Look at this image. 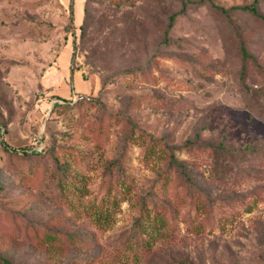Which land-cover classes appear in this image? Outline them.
<instances>
[{
    "label": "rangeland",
    "instance_id": "1",
    "mask_svg": "<svg viewBox=\"0 0 264 264\" xmlns=\"http://www.w3.org/2000/svg\"><path fill=\"white\" fill-rule=\"evenodd\" d=\"M252 2L0 0V255L264 264V0L213 6Z\"/></svg>",
    "mask_w": 264,
    "mask_h": 264
},
{
    "label": "trees",
    "instance_id": "2",
    "mask_svg": "<svg viewBox=\"0 0 264 264\" xmlns=\"http://www.w3.org/2000/svg\"><path fill=\"white\" fill-rule=\"evenodd\" d=\"M213 6L216 7L218 10H220L221 12H224V13H228V12L230 11V9H232V8H237V9H245V10H247L248 12L253 13V14H255V15H258V14H259L258 11H257V8H256L255 0H253L252 3H250V4H248V5H243V6H231V7H229V8H224V7H221V6L215 5L214 3H213ZM84 14H85V16H86V14H87V8H86V5L84 6ZM173 16H174L173 14L170 15V19H171V20H172ZM260 16H261V18L264 20V15H260ZM83 23H84V22H83ZM80 27H82V24L80 25ZM240 50H241V53H242V55H243L244 57L249 56V55L247 54V52H246V49H245V46H244L243 43H240ZM243 72H244V67H243L242 70H241V75H243ZM75 93H77V92H75ZM72 94H73V93H72ZM72 94H71V95H72ZM78 94H79V92H78ZM56 98H57V97H56ZM70 98H71V97H70ZM88 98H89V97H88V94H84V97H83V98H81V99H77V100H75V101H73L72 99H69V100H65V99H63V101L60 102V101H58V100L56 99V100L54 101V104H56V105H64V104H66V103H72V102H76V101H80V100H84V99H88ZM172 161L175 162L179 167H181V168L183 167L182 162L176 160L175 157H172ZM182 170H184V169L182 168ZM0 264H14V263H12L7 257H5V256H3V255H0Z\"/></svg>",
    "mask_w": 264,
    "mask_h": 264
},
{
    "label": "crops",
    "instance_id": "3",
    "mask_svg": "<svg viewBox=\"0 0 264 264\" xmlns=\"http://www.w3.org/2000/svg\"><path fill=\"white\" fill-rule=\"evenodd\" d=\"M83 83L84 86H81L80 84ZM73 84L75 85V88L73 87L72 89V93H75L76 91H80V90H83L85 91L88 87L87 83H86V80L83 79L82 75L79 74V77L77 75H73ZM80 93V92H79Z\"/></svg>",
    "mask_w": 264,
    "mask_h": 264
},
{
    "label": "built area",
    "instance_id": "4",
    "mask_svg": "<svg viewBox=\"0 0 264 264\" xmlns=\"http://www.w3.org/2000/svg\"><path fill=\"white\" fill-rule=\"evenodd\" d=\"M71 99L73 100V101H75V100H77V99H81V98H83L84 97V94L83 93H73L71 96ZM58 101H60V102H62L63 101V99H57Z\"/></svg>",
    "mask_w": 264,
    "mask_h": 264
}]
</instances>
